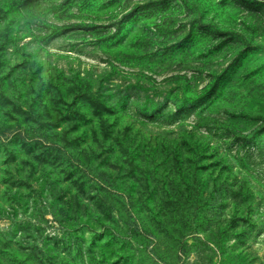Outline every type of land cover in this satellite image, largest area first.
Returning <instances> with one entry per match:
<instances>
[{
    "label": "rangeland",
    "instance_id": "374dc122",
    "mask_svg": "<svg viewBox=\"0 0 264 264\" xmlns=\"http://www.w3.org/2000/svg\"><path fill=\"white\" fill-rule=\"evenodd\" d=\"M0 264H264V0H0Z\"/></svg>",
    "mask_w": 264,
    "mask_h": 264
}]
</instances>
